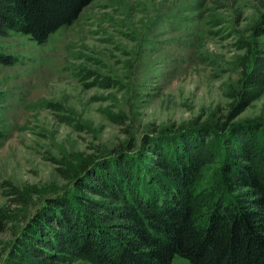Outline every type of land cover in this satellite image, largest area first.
I'll list each match as a JSON object with an SVG mask.
<instances>
[{"label":"rangeland","instance_id":"374dc122","mask_svg":"<svg viewBox=\"0 0 264 264\" xmlns=\"http://www.w3.org/2000/svg\"><path fill=\"white\" fill-rule=\"evenodd\" d=\"M262 26L264 0H90L41 44L0 36L14 57L0 63V261L46 198L70 195L81 162L125 147L128 134L137 159L146 133L264 117ZM216 166L202 168V185ZM50 260L97 264L62 241Z\"/></svg>","mask_w":264,"mask_h":264},{"label":"trees","instance_id":"16d2710c","mask_svg":"<svg viewBox=\"0 0 264 264\" xmlns=\"http://www.w3.org/2000/svg\"><path fill=\"white\" fill-rule=\"evenodd\" d=\"M89 1L0 0V36L15 31L41 44ZM11 62L0 53V63ZM161 133L143 134L137 159L127 155L130 133L125 147L81 162L70 195L46 198L0 264H49L60 241L97 264H170L174 255L192 264H264V117ZM207 164L217 166L202 185ZM7 220L0 213V233Z\"/></svg>","mask_w":264,"mask_h":264}]
</instances>
